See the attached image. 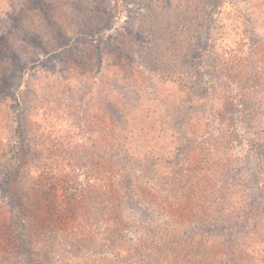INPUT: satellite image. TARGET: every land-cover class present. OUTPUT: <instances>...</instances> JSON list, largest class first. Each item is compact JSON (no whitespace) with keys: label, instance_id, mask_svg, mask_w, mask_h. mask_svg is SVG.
I'll list each match as a JSON object with an SVG mask.
<instances>
[{"label":"rangeland","instance_id":"374dc122","mask_svg":"<svg viewBox=\"0 0 264 264\" xmlns=\"http://www.w3.org/2000/svg\"><path fill=\"white\" fill-rule=\"evenodd\" d=\"M2 81L0 264H139L109 186L143 264L261 244L264 0H3Z\"/></svg>","mask_w":264,"mask_h":264},{"label":"trees","instance_id":"16d2710c","mask_svg":"<svg viewBox=\"0 0 264 264\" xmlns=\"http://www.w3.org/2000/svg\"><path fill=\"white\" fill-rule=\"evenodd\" d=\"M0 2H3V0H0ZM3 87L0 89V98H3L7 95L8 89L12 86H8L7 84L4 83V81L1 82ZM100 110V109H97ZM100 114V112H98ZM110 121V119H108ZM83 128V127H81ZM114 132H112L113 135H109L110 140L114 142V145L116 147H118V149H120L122 147V142H121V138L122 136H119V131H116V127H113ZM253 145L257 144L255 143V141L251 142ZM113 145L111 144L110 148H112ZM255 159L258 161L259 165H260V171L261 174H264V155L259 151H255L253 153ZM18 157V158H17ZM15 160H19V153L16 151L15 153ZM130 168H127L125 166L120 167V170L127 172ZM261 178V177H260ZM115 188V187H114ZM114 188H111V186L107 187L106 193H107V199H101L99 202L100 204H103V211L107 212L110 214L109 218H113V225H111V223H108V221L105 222L106 226L109 227V229L106 230V232H108L107 234V241H110L111 243L113 241H115L117 247H122L125 246L124 252H126V250L128 251V253H134L135 250V255L137 256V261L139 264H143V254H142V249H146L148 247V245L143 243H139L133 247H129L128 245H122L120 244L121 239L119 238V234L121 233V229H123L125 227V224L123 223V220L120 219L117 221L115 214L118 212L116 211L118 209V204H119V198L121 197V195L119 194V192L117 190H114ZM129 189L131 191H135V192H140V193H147L146 190H144L142 188L141 184H138V181H136L135 183L132 182V186L129 185ZM142 189V190H141ZM107 200V201H106ZM105 201L107 203H105ZM21 204V203H20ZM19 208V207H17ZM22 210L24 208H21ZM19 208V210H21ZM20 214V213H18ZM25 214L22 213L18 216L15 217L16 221H23V216ZM261 217L264 216V214H260ZM260 217V218H261ZM239 217H235L234 219H237ZM264 220H260V222L262 223ZM237 221L233 222V227L235 228L236 225L238 224ZM244 223V221L242 222ZM256 225L258 223H255ZM260 225V223H259ZM262 230H264V224L262 223L261 225ZM261 230V229H258ZM234 231V230H233ZM250 234V233H249ZM251 237H253V235L251 234ZM261 242V244H264V239ZM252 245L251 248L249 247V245H247L246 241H241L239 238L232 237V235H230V237L227 239V242H223V244L220 243H214V245L206 252L205 255H203L202 258H200L198 261L196 262H191L189 264H264V259H258L255 258L258 255V251L256 253H254V251L252 250V247L257 246V248L261 245L258 244L256 242L253 241V238L250 242ZM114 244V243H113ZM250 248V249H249ZM259 253H261V251H259ZM264 256V252L262 253ZM261 254V256H262ZM184 259V260H183ZM175 260H183L184 262L187 260V255L183 254L182 251L177 252L176 254L171 255V261H175ZM188 262V261H187ZM160 264H166L165 259H162Z\"/></svg>","mask_w":264,"mask_h":264}]
</instances>
